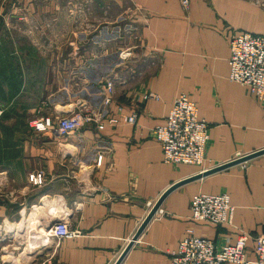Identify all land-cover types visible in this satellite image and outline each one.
Masks as SVG:
<instances>
[{
    "label": "crops",
    "instance_id": "1",
    "mask_svg": "<svg viewBox=\"0 0 264 264\" xmlns=\"http://www.w3.org/2000/svg\"><path fill=\"white\" fill-rule=\"evenodd\" d=\"M181 1H78L94 13L87 18L98 25L95 32L126 21L136 59L122 70L114 65L101 76L99 66L78 59L54 65L27 58L41 55L40 49H15L11 55L26 56L24 62L0 65V225L30 233L24 264H116L162 195L202 172L164 163L153 137L181 94L210 125L206 157L213 165L264 150V103L229 80V38L264 36V0H190L188 8ZM30 2L25 5L35 11ZM60 3L61 18L69 19L67 1ZM108 82L114 84L111 95ZM25 108L28 119L86 108L99 122L63 138L55 129L22 127ZM132 115L135 124L127 122ZM38 174L42 183L34 185L29 177ZM198 194L229 195L233 225L191 220ZM59 220L76 236L50 237ZM188 229L218 249L236 243L242 232L263 234L264 155L172 191L121 264H170L166 252L177 250ZM246 247L255 261L254 241Z\"/></svg>",
    "mask_w": 264,
    "mask_h": 264
},
{
    "label": "built area",
    "instance_id": "2",
    "mask_svg": "<svg viewBox=\"0 0 264 264\" xmlns=\"http://www.w3.org/2000/svg\"><path fill=\"white\" fill-rule=\"evenodd\" d=\"M181 2L184 8L189 7L190 0ZM229 49V80L247 87L259 102L264 103V36L247 32L233 35L229 38ZM106 89L111 95L114 84L108 82ZM109 101L110 96L106 98V103ZM98 122L94 113L79 109L55 119L48 116L36 118L30 122V128L41 132L55 129L64 138ZM127 122L135 124L137 115L129 117ZM153 137L161 147L166 164L198 166L202 168L201 173L224 165H213L207 160L210 125L199 117L197 104L186 94L175 99L166 124L157 126ZM240 158L242 156L235 160ZM42 179V174L30 176L34 185H40ZM190 208L191 220L195 222L216 227L233 225L235 209L227 194H198L193 197ZM49 236L61 240L72 238L76 233L66 220H59L51 227ZM249 240L255 243V261L248 259L246 243ZM166 254L170 264H264V233L251 237L242 232L236 243L218 249L213 241L197 237L192 229H188L177 250H168Z\"/></svg>",
    "mask_w": 264,
    "mask_h": 264
},
{
    "label": "rangeland",
    "instance_id": "3",
    "mask_svg": "<svg viewBox=\"0 0 264 264\" xmlns=\"http://www.w3.org/2000/svg\"><path fill=\"white\" fill-rule=\"evenodd\" d=\"M52 1L55 3L52 4ZM61 1L64 2V0H0V65L13 66L24 62L26 56L11 55L15 49H25L23 52L40 49L41 55L39 52H33V55H28L30 57L27 58H33L39 62L51 59L54 65L60 64L62 60L74 65L78 59L81 63L99 66L98 71L103 76L109 73L111 66L116 65L122 70L130 64L131 59H136L133 55L135 47L131 46L128 38L126 40L125 27L128 26L126 21L120 25H112L109 31L99 26V30L95 32V22L91 24L87 18L89 14L94 13L89 12L86 3H78L82 0H78L77 3H74L76 0H65L68 3L66 12L69 19H62ZM26 2L33 3L35 11H31L29 6L25 5ZM98 4L104 9L109 8L108 5L100 2ZM52 12L54 15L51 16ZM79 19L85 21L81 22ZM67 31L68 37H66ZM76 49H85L88 53H92L76 55ZM44 52L46 55L43 54ZM152 62L153 60L150 59V63ZM8 74L12 73L6 72L5 76L7 77ZM79 109L87 111L86 108ZM20 113L21 126L27 125L30 128V122L36 117L28 119L31 115L29 108L22 109ZM12 227L8 224L0 225V264H24L28 257L27 246L30 233Z\"/></svg>",
    "mask_w": 264,
    "mask_h": 264
},
{
    "label": "water",
    "instance_id": "4",
    "mask_svg": "<svg viewBox=\"0 0 264 264\" xmlns=\"http://www.w3.org/2000/svg\"><path fill=\"white\" fill-rule=\"evenodd\" d=\"M264 155V150L256 152V153H252L250 155H246L240 159L231 161L229 163H226L224 165H221L219 167H216L214 169H211L209 171H206L204 173H200L194 177H191L189 179H186L184 181H181L180 183H177L176 185H174L173 187H171L168 191H166L162 197L157 201V203L154 205V207L151 209L149 215L146 217V219L144 220L143 224L141 225V227L139 228L138 232L136 233V235L133 237L132 241L129 243V245L127 246V248L125 249L124 253L121 255V257L119 258V260L116 262V264H121L122 261L124 260L126 254L128 253V251L132 248V246L135 244V242L139 239V237L141 236V234L144 232V230L146 229V227L148 226V224L152 221V219L154 218L155 214L157 213V211L159 210V208L161 207L162 203L164 202V200L166 199V197L174 190H176L177 188L184 186L186 184H189L190 182L199 180L203 177L209 176L211 174L223 171L227 168H230L234 165H238V164H242V163H246L254 158H257L259 156Z\"/></svg>",
    "mask_w": 264,
    "mask_h": 264
}]
</instances>
